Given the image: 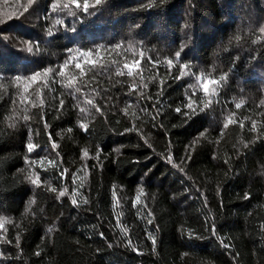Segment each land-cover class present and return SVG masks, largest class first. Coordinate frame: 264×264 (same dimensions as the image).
Segmentation results:
<instances>
[{
	"label": "trees",
	"instance_id": "trees-1",
	"mask_svg": "<svg viewBox=\"0 0 264 264\" xmlns=\"http://www.w3.org/2000/svg\"><path fill=\"white\" fill-rule=\"evenodd\" d=\"M78 2L0 0V264H264V0Z\"/></svg>",
	"mask_w": 264,
	"mask_h": 264
},
{
	"label": "snow or ice",
	"instance_id": "snow-or-ice-1",
	"mask_svg": "<svg viewBox=\"0 0 264 264\" xmlns=\"http://www.w3.org/2000/svg\"><path fill=\"white\" fill-rule=\"evenodd\" d=\"M72 3H74V4L76 5L77 8H80V7H81V5L79 4L78 0H72ZM99 3H100V0H96V4H99ZM58 7H59L58 4L53 5V11L57 10ZM89 7H90V5L88 4V0H85V2H84V4H83V11L87 13ZM93 7H94V5H93ZM63 8H64V9L69 8V4L65 3V4L63 5ZM70 14H74V13H70ZM89 14H90V13H89ZM57 23L59 24V23H61V21L58 20ZM51 34H52V33H51V29H49V35H51ZM27 51L32 52V47L29 46L28 49H27ZM177 56H179V53H177ZM168 63L171 64L172 61H169ZM76 67H80V65L77 64ZM125 67L127 68L128 65L126 64ZM48 71H54V69H49ZM119 74H120V75H123L124 73L121 72V73H119ZM36 75H39V73H37ZM128 75H132V72L129 71ZM32 79H35V76H33ZM220 79L223 80L224 77H221ZM218 83H219V81H216V80H210V81L205 82L204 85H203V90H204V92H205V93H208V91H209V84H218ZM67 86H68V87H72L71 82H69V84H68ZM76 90L79 91V89H76ZM213 95H215V89H213ZM61 103H62V102H61ZM88 103L91 104L92 101H88ZM209 103H211V101H209ZM186 106H187L188 108L192 109L193 114L195 113V109H193V107H192V102H189ZM205 107H207V105H205ZM236 107L239 108V107H240V104H237ZM97 110H99V109H97ZM201 110H202V109H201ZM82 111H83V110H82ZM177 111H179V109H177ZM229 122H233V121L230 120ZM226 126H227V125H225V127H226ZM253 126H255V125H253ZM27 147H28V151H29V152H32V151L34 150V147H35V146L32 145V144H28ZM53 147H55V145H53ZM85 155H87V153H85ZM33 183H36V181H33ZM60 195L63 196V195H64V192H61ZM73 202L75 203V201H73ZM153 243H155L154 240H153ZM37 254H38V253H37Z\"/></svg>",
	"mask_w": 264,
	"mask_h": 264
}]
</instances>
